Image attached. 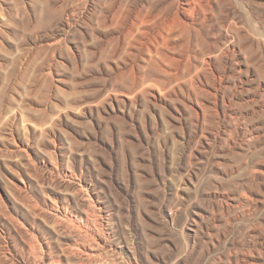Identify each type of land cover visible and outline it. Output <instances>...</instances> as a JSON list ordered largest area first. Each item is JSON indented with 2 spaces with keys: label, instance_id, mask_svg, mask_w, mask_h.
<instances>
[{
  "label": "rangeland",
  "instance_id": "rangeland-1",
  "mask_svg": "<svg viewBox=\"0 0 264 264\" xmlns=\"http://www.w3.org/2000/svg\"><path fill=\"white\" fill-rule=\"evenodd\" d=\"M0 264H264V0H0Z\"/></svg>",
  "mask_w": 264,
  "mask_h": 264
},
{
  "label": "bare ground",
  "instance_id": "bare-ground-1",
  "mask_svg": "<svg viewBox=\"0 0 264 264\" xmlns=\"http://www.w3.org/2000/svg\"><path fill=\"white\" fill-rule=\"evenodd\" d=\"M156 5V4H155ZM169 5V4H168ZM163 6V5H162ZM166 6V5H165ZM115 8V7H114ZM135 7H133V9H134ZM172 8V7H171ZM163 9V8H162ZM166 9V8H165ZM166 10H168V9H166ZM178 10V9H177ZM200 8L199 7H197L196 6V4H194V6L191 8V13H192V17H195L196 18V16L197 15H200ZM143 11V10H142ZM170 12H171V10H169ZM168 11V12H169ZM203 12V11H202ZM157 13V14H156ZM170 14V13H169ZM140 15H142L143 16V18L142 17H140L139 16V13H138V15H137V17L135 18V22L132 24V26H134L133 28H135L136 29V31H137V33H138V35H139V33L142 31V30H144V29H146L148 26H149V24L151 23V24H156V21H162V22H166V20H168V19H165V17L167 16V12L163 9V10H159V12H157L156 10H155V7H147L146 9H145V12L143 13V14H140ZM171 15V14H170ZM125 18H126V16H125ZM194 18V19H195ZM164 22V23H165ZM138 23L140 24V27L138 26ZM171 24V23H170ZM158 26V25H157ZM192 27V26H191ZM153 29H156V28H153ZM135 34V33H134ZM145 34V33H144ZM132 35V34H131ZM146 35V34H145ZM129 36V35H128ZM147 36V35H146ZM164 36V35H163ZM129 37H131V36H129ZM135 37H136V35H135ZM135 40H137V38L135 39ZM132 41V40H131ZM134 41V40H133ZM73 223V222H72ZM79 224V223H78ZM79 227V229L80 230H83L84 231V233L85 234H88V231H87V229H89V228H87V226L86 225H81V226H78ZM83 228H86L85 230L83 229ZM92 238H94V237H92Z\"/></svg>",
  "mask_w": 264,
  "mask_h": 264
}]
</instances>
